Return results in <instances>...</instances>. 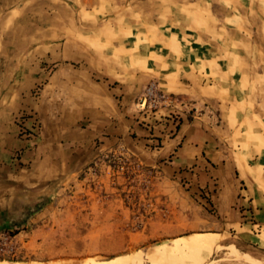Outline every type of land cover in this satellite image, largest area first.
<instances>
[{
    "label": "crops",
    "instance_id": "crops-1",
    "mask_svg": "<svg viewBox=\"0 0 264 264\" xmlns=\"http://www.w3.org/2000/svg\"><path fill=\"white\" fill-rule=\"evenodd\" d=\"M150 83L174 102L144 109ZM129 194L165 208L139 232L150 257L198 235L190 264L264 250V0H0V230H25L20 262L132 246Z\"/></svg>",
    "mask_w": 264,
    "mask_h": 264
},
{
    "label": "rangeland",
    "instance_id": "rangeland-1",
    "mask_svg": "<svg viewBox=\"0 0 264 264\" xmlns=\"http://www.w3.org/2000/svg\"><path fill=\"white\" fill-rule=\"evenodd\" d=\"M135 218L136 217L134 215H131L126 226V229L132 234V246L122 247L121 249L117 250V254H112V246H105L102 249L85 247L83 255L81 257H78L77 262H68L65 264H101L104 262L113 261V258H115L116 256H128V259L125 261L114 260V264H188L189 260L191 261L192 255H186L188 254V246L186 244H177L175 245V248L168 249L166 246L167 244L165 243L159 249L161 253L156 255V257H150L151 253L155 251L154 247L157 246L156 244L154 245L156 240L149 239L147 241L149 247L147 248L141 246L142 239H144L143 236L139 235V232H141V230L135 231L132 228V226L136 224ZM145 229H147V226ZM229 244L231 245L221 244V246H217L212 251L211 255L207 257L206 255H203L206 258L202 262H199L197 264H264L263 249L257 248L251 243L242 241H237L236 243ZM206 249L207 252L210 251L209 247H206ZM192 252L196 253V251H193L191 249L190 254ZM207 252H205L204 254H206ZM199 253H201V251L197 252V254ZM20 261L21 258L19 257L16 260L7 262L10 264H25L21 263ZM0 262L3 261L0 260Z\"/></svg>",
    "mask_w": 264,
    "mask_h": 264
},
{
    "label": "built area",
    "instance_id": "built-area-1",
    "mask_svg": "<svg viewBox=\"0 0 264 264\" xmlns=\"http://www.w3.org/2000/svg\"><path fill=\"white\" fill-rule=\"evenodd\" d=\"M174 100L172 96L159 92L154 83H150L145 88L140 105L143 106L144 109L154 110L160 103L172 104ZM108 167L111 175L114 173L113 177H115L116 173L127 172V164L119 159L109 158ZM135 167L138 170H142L148 174L150 173L148 169L143 168L138 163ZM98 169V163H94L88 168L86 174L96 175ZM125 201L131 202L132 215L136 217V224L132 226L135 231L145 229L148 223L157 216L156 213L158 210H160L159 212L162 211L164 216L166 215L164 206L159 203L157 207L155 200L149 195L145 196L144 199H139L135 197L134 194H129ZM24 231L25 230L22 232H14L11 230H0V260L7 262L16 260L20 257L24 250Z\"/></svg>",
    "mask_w": 264,
    "mask_h": 264
},
{
    "label": "bare ground",
    "instance_id": "bare-ground-1",
    "mask_svg": "<svg viewBox=\"0 0 264 264\" xmlns=\"http://www.w3.org/2000/svg\"><path fill=\"white\" fill-rule=\"evenodd\" d=\"M249 237L255 241V242H258L259 244L261 245H264V240L260 239V238H257L255 236H252V235H249ZM211 238L205 235H198L195 237V239H193L190 243H185L187 246L191 247L193 249V251H196L197 252H200L201 249L211 243ZM183 242H186V241H183ZM180 243H182V241H180ZM185 246V245H184ZM230 250V248H229ZM159 251V249H158ZM166 251V250H165ZM161 253V252H160ZM193 253V252H192ZM166 254V253H165ZM139 255V254H138ZM139 257V256H138ZM161 257V256H160ZM131 258V257H130ZM128 259V256H123V257H120L118 258L117 260L119 261H125ZM136 259V258H135ZM134 261V260H133ZM0 264H10L8 262H0ZM101 264H114L113 261H109V262H104V263H101Z\"/></svg>",
    "mask_w": 264,
    "mask_h": 264
}]
</instances>
